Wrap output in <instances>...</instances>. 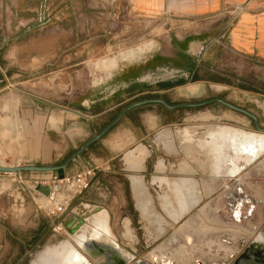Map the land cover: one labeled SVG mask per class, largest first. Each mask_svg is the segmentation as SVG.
<instances>
[{
    "label": "rangeland",
    "instance_id": "374dc122",
    "mask_svg": "<svg viewBox=\"0 0 264 264\" xmlns=\"http://www.w3.org/2000/svg\"><path fill=\"white\" fill-rule=\"evenodd\" d=\"M76 4L77 2L68 3L66 0H52V3L49 0H0V165L61 163L93 133L100 130L112 115L94 118L90 126L72 119L65 122L62 119V107L59 106L82 112L79 104L81 98H76V93L94 86L99 79L108 75L114 68L115 61L126 63L134 59L132 57L136 55L140 56L151 51L179 29H193L201 23L208 25V28L213 31H219V20H221V18L215 19L212 15L195 19L186 18L181 14L187 12L182 4L173 8L172 12L155 14L143 19L134 18L128 16L126 3L121 0H98L94 5H88L86 2V18L83 20L77 18ZM65 6L70 7V10H67L68 14H66ZM62 11L65 12L64 15L59 14ZM52 26H62L65 29L74 27L76 35L83 43L79 49V56L83 62L74 68L78 72L71 75L72 80L69 82L65 81V77L61 74L46 73V55L36 56L35 53L30 54L28 51L21 55L18 50L31 37L37 36L42 33L41 31L44 32ZM218 40L220 43L214 50L215 69L218 73L216 75L227 86L209 88L198 96L176 97V100L171 103L220 97L253 113L257 117L258 124L264 127V60L253 57L239 58L238 55L222 46L223 39ZM120 57L124 60L119 59ZM238 62L241 65L240 70ZM238 78L240 82L237 81ZM238 85L246 87V91H239ZM53 89L55 92H52ZM155 110L160 112L161 117V125L158 129L160 132L158 152L157 157L150 152V176L144 179V185L159 190L155 205L159 203L160 208L154 209L151 201L146 210L148 220L146 230L151 239L143 240L142 234L138 233L137 229L132 230L129 223L128 234H126L124 224L126 218H120L117 222L112 221L113 232L110 229L112 237L121 248L132 255L129 264L138 259L152 263L150 260L152 253L174 260L175 252L180 248L187 252L191 245H194L195 249L202 254L215 255L217 259H222L223 261L219 264H235L246 250L251 249L254 244L257 245L258 235L262 233L264 227V150L254 160L245 164L242 158H237V165L239 167L244 165L245 172H238L243 167L235 172H229L228 160L223 161L221 169L215 171L208 145L204 144L208 150L207 155L201 151L200 147L195 149L198 151L195 154L193 150H190L191 146L196 144L195 137H193L194 141H181V137L174 136L177 130L196 125L198 127L227 125L234 128L245 127V129L241 128L245 131H258L253 128L249 117L219 103L172 110L148 106L138 110L137 120L142 118L147 122L151 121L150 115ZM201 130L193 128L192 131L193 134L198 132V138L200 137L202 141L207 140L209 131L206 132V138L202 136ZM168 132L169 137L163 138V135ZM154 147L152 145V150ZM185 148L189 153L185 152ZM102 150L99 143L92 146L88 153L91 151L103 153ZM230 152L226 148V153L230 154ZM88 153L84 154L85 157ZM87 160L90 161V155ZM157 160H160L163 166L155 167L153 172L152 164ZM88 166L81 164L76 171ZM97 169H94V175ZM195 170H197L196 175L193 174ZM207 170L210 171V175L202 176L201 173H206ZM51 173L58 176L73 174L64 172V169L52 172H0V216H5L7 219H19L20 222L16 227H23L21 221L26 219L28 223L31 216L36 213L52 220L62 211L65 212L64 214L72 213L67 209V205L64 207L67 199L53 209L47 208L39 201L42 191L38 189V185H50ZM154 177H166L170 181L180 178L191 179L192 186L184 188L183 194L188 198L197 196L199 202L225 201L231 204L235 198L239 197V193L244 192L245 195L255 198L254 190L258 193L262 189L260 198L262 203L258 206L257 203L243 202L240 208L244 214L237 221L230 217L228 213L231 209H228L225 203L224 205H198L177 220H173L167 210L172 208L170 211H178L177 193L171 186L159 182ZM57 190L65 191L67 196L72 198L78 195L73 189L65 186H60ZM212 190L214 194H211ZM164 195L167 197L169 195L167 210L164 207L167 203H164L162 198ZM51 202L53 206H56L54 201ZM249 206H252V212L245 215ZM258 212L262 214L260 220L257 218ZM216 219L219 221L217 222ZM15 230V235L19 236L22 230ZM62 240L71 241L70 234L64 226L58 231L51 227L47 238L19 264H29L37 251L46 244H55ZM222 240H227L231 248H226ZM262 240L264 236L259 242ZM195 249L191 251L193 261L197 258ZM201 260L203 264L204 261ZM13 263L11 259L6 261V264Z\"/></svg>",
    "mask_w": 264,
    "mask_h": 264
},
{
    "label": "crops",
    "instance_id": "0c3cea01",
    "mask_svg": "<svg viewBox=\"0 0 264 264\" xmlns=\"http://www.w3.org/2000/svg\"><path fill=\"white\" fill-rule=\"evenodd\" d=\"M49 1L52 3V0ZM66 1L68 3L77 2L75 6L77 18L83 20L86 18V2H88V5H94L98 2V0ZM121 1L126 3L128 16L141 19L155 14L172 12L173 8L182 4L187 12L181 14L186 18L195 19L206 17V15L215 16V19L221 18L219 20V31H213V29L208 28V25L201 23L193 29H179L178 32L173 33L171 37L165 39L151 51L143 53L126 63L115 61L114 68L110 70L108 75L99 79L94 86L76 93L75 97L81 98L79 104L82 112L66 106H59L62 107L61 114L65 122L72 119L78 120L82 124L87 123L90 126L94 118L102 115H112L106 122L108 123L126 104L133 101L160 97L171 103L176 100V97L198 96L202 91L209 88L227 86L216 75L218 73L215 69L214 50L216 45L220 43L219 38L223 39L222 46L238 55L239 58L253 57L264 60V0ZM65 10L68 14L70 7L65 6ZM59 14L64 15L65 12L62 11ZM41 32L43 34L39 33L24 43V46L18 49L19 53L22 55L28 51L30 54L35 53L36 56L46 55V73L48 75L61 74L65 77V81H71V75L78 72L74 68L83 62L79 56V49L83 46V43L80 41V37L76 35V29L74 27L65 29L62 26H52ZM65 52L67 53L65 54ZM119 59L124 60L123 57ZM237 65L240 70V62ZM237 81L240 82L239 78ZM238 86L239 91H246V87ZM52 92H55V89ZM166 98H169V100H166ZM148 106L163 107L160 104L151 103L130 109L110 130L64 169L66 173H73L81 164L94 165L98 168L90 186L85 191L72 198L71 196L68 197L65 191L58 192L57 189L54 191L50 189L48 195L40 194L39 201L47 208L53 209L58 207L64 199H67L66 203L64 202V207L67 205V209L78 214L92 207H98L97 211L83 218L84 223L94 214L102 213L106 215L108 225L113 232L112 221L116 220L117 222L120 218H126L132 230L137 229L138 233L142 234L143 240H150L149 232L146 230L148 225L146 210L149 208L151 201L154 209L160 208L159 203L155 205L159 190L144 185V179L150 176V152H153V156L157 157L160 133L158 129L161 125V117L160 112L155 110L150 115L151 121L147 122L142 118L137 120L138 110ZM193 128L196 130L202 129V136L207 138V126L198 127L196 125L190 127V130H193ZM241 128L245 129V127ZM193 135L196 139L198 138V132ZM99 143L103 153L92 151L88 153L92 146ZM139 145L144 149L141 157L129 153ZM152 145L155 146L154 150H152ZM199 147L206 155L208 154L207 147L199 146L197 143L191 146L192 152L197 154L195 149H199ZM87 153L90 155V161L87 160L88 155L86 157L84 155ZM157 163L158 160L152 164L153 172ZM242 171L245 172L244 165L242 169L238 170L239 173ZM209 172L207 170L206 173L201 174L207 177L210 175ZM193 174L196 175L197 170ZM259 188L261 189V187ZM261 190L258 193L254 190L256 199L245 195L244 192L239 193V197L247 196L254 204L257 203L259 206L262 203L260 199ZM211 194H214L213 190ZM54 198H58L57 206L52 205L51 201ZM248 202L250 203V201ZM224 203L227 204L229 209L230 204L228 202L214 203L208 200L205 202L197 200L191 205L190 209L202 204L224 205ZM61 213L53 220L36 213L31 216L28 223L26 219L21 221L23 227H16L17 223L20 222L19 219H7L5 216H0V264H6L8 259H11L14 262L13 264H19L29 256L31 251L38 248L47 238L53 225L66 222L70 218L69 212L63 215ZM257 218L259 220L262 218L260 212L257 213ZM216 221L219 220L216 219ZM222 224L225 225L224 222ZM15 229L22 230L19 236L15 235ZM158 231L160 232V229ZM222 244L228 246L226 243L224 244L223 240ZM47 245L51 244L45 246ZM184 251L181 248L179 253L182 256L188 255L189 261L192 263L191 251ZM211 256L206 254L205 260H209ZM213 257L217 264L223 261L217 259L215 255ZM203 264L205 263L203 262Z\"/></svg>",
    "mask_w": 264,
    "mask_h": 264
},
{
    "label": "bare ground",
    "instance_id": "6f19581e",
    "mask_svg": "<svg viewBox=\"0 0 264 264\" xmlns=\"http://www.w3.org/2000/svg\"><path fill=\"white\" fill-rule=\"evenodd\" d=\"M136 57L137 55L132 58ZM208 131L207 140L203 139L202 141L200 137L197 139L195 138V140L199 146L208 145L213 158L212 167L215 171L220 170L223 161L228 160L229 166L227 168L229 172L232 173L238 169V165L236 163L238 157L242 158L246 162H249L262 150H264V133L245 131L227 125H210L208 127ZM176 133L179 137H181V141H194L193 137L195 136L193 135V131L190 130V128L185 127L179 129ZM161 137L162 134L160 138ZM164 137L168 138L169 132L164 134L163 138ZM181 144L183 146V143ZM226 148L231 151L230 154L226 153ZM185 152L189 153V151H186V148ZM129 153L137 154L141 157L144 153V149L139 145L136 146L133 151H129ZM162 166V162L158 160L156 167L161 168ZM154 179L168 184L177 193L176 197L179 203V205H177L178 211L173 208L174 211L177 212H173L172 210L170 211L172 208L167 210V207H169L167 206L169 195L168 197L166 195L162 196L164 203H167L166 206L164 205L166 208L165 210L168 211L173 220H177L179 217H181L190 209L191 205L198 200L197 196L189 195L190 197L188 198L186 197L187 195L185 196L183 194V190L185 191V189L192 186V180L189 178H180L178 180L172 181L168 180L166 177H154ZM42 194L48 195L49 192L48 194L42 192ZM171 196L172 195H170V197ZM57 200L58 198L52 199V201L56 203V206ZM244 201H250V203H253L249 197L240 196L235 198L230 204L229 209H231V211H229V215L233 220H240L241 216L244 214L241 212L240 208V205ZM251 212L252 206H249L245 211V215H248ZM124 224L126 227L125 233L127 234L128 220H126ZM263 236L264 227L262 233L258 235V240L256 241L257 245L254 244L252 245L251 249L249 248L246 250L245 255L242 256V259L238 261L237 264H260L258 261H256L257 256L255 255V248L257 247L261 249V244L264 242V240L261 242L259 241L260 238L263 239ZM70 237L72 242L70 240H62L55 244L44 246L36 253L35 257L30 260L29 264H126L132 257V255L121 248L116 240L112 237L106 215L102 213L94 214L91 216V218H88L86 223H84L75 232L70 234ZM225 243L228 245L225 246L226 248H231L230 243L227 240L224 241V244ZM190 247V251H192L193 248L195 249V247L192 245ZM179 250H181V248ZM179 250L175 252L173 256L174 260H172L170 257L157 256L153 253L150 256V260L152 263L156 264H202L201 259H203L205 264H217V261L214 259L213 255L209 258V260H205L206 254H202L198 249H195L197 254V258L195 257L196 260H192V263H190L189 256H182L179 253Z\"/></svg>",
    "mask_w": 264,
    "mask_h": 264
},
{
    "label": "water",
    "instance_id": "95a60500",
    "mask_svg": "<svg viewBox=\"0 0 264 264\" xmlns=\"http://www.w3.org/2000/svg\"><path fill=\"white\" fill-rule=\"evenodd\" d=\"M151 103H156L160 104L166 109H178V108H195V107H201L205 106L211 103H219L229 109H232L234 111H237L247 117H249L252 120L253 128L258 131L259 133H264V127H261L258 124L257 117L249 112L248 110L239 107L237 105H234L228 101H225L224 99L220 97H212V98H207L199 101H192V102H177V103H168L164 99L160 97H153V98H144L140 99L137 101L130 102L126 104L116 115L113 119H111L108 123H106L100 130L97 132L93 133L86 141H84L78 148H76L74 151H72L61 163L55 164V165H35V164H23V165H14V166H5V165H0V172H22V171H36V172H52V171H58V170H63L65 169L73 160H75L77 157L80 156V154L86 150L89 146H91L95 141L100 139L108 130H110L119 120L120 118L127 113L130 109L140 106V105H145V104H151ZM257 156V155H256ZM255 156V157H256ZM254 157V158H255ZM253 158V159H254ZM252 159V160H253ZM251 161V160H250ZM249 161V162H250ZM244 164L246 161L244 160ZM243 167V165L241 166ZM238 166V169L241 168ZM235 172V171H234ZM38 189L42 191L43 193L48 194L50 190L49 185H38ZM98 210V207H92L86 211H84L81 214L78 213H70V218L66 222H60L62 226L68 231V234H71L75 232L78 228H80L83 224V218L86 217L87 215H90L91 213L95 212ZM65 212L61 213L63 215ZM243 254L242 256H244ZM242 256L237 259L235 264H237L238 261L242 259ZM132 259V257H131ZM130 259V260H131ZM130 260L126 263L129 264ZM131 264H153V263H148L146 261H143L141 259L136 260L135 262Z\"/></svg>",
    "mask_w": 264,
    "mask_h": 264
},
{
    "label": "built area",
    "instance_id": "2783aa9c",
    "mask_svg": "<svg viewBox=\"0 0 264 264\" xmlns=\"http://www.w3.org/2000/svg\"><path fill=\"white\" fill-rule=\"evenodd\" d=\"M94 169L96 166H88L80 168L73 174H64L63 176H58L57 174L51 175L50 189L52 191L56 190L60 186H65L73 189L78 194L85 191L91 184L92 177L94 175ZM65 210V209H64ZM63 212V211H62ZM62 225L56 224L52 226L53 230H61Z\"/></svg>",
    "mask_w": 264,
    "mask_h": 264
},
{
    "label": "flooded vegetation",
    "instance_id": "af4514ba",
    "mask_svg": "<svg viewBox=\"0 0 264 264\" xmlns=\"http://www.w3.org/2000/svg\"><path fill=\"white\" fill-rule=\"evenodd\" d=\"M255 255L257 256L256 261L260 264H264V242L261 244V249L255 248Z\"/></svg>",
    "mask_w": 264,
    "mask_h": 264
}]
</instances>
